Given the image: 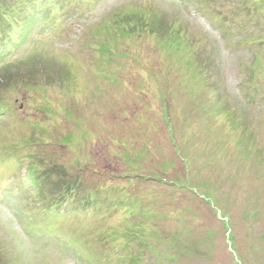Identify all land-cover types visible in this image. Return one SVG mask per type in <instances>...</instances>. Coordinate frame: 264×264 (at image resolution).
Masks as SVG:
<instances>
[{"label":"rangeland","instance_id":"rangeland-1","mask_svg":"<svg viewBox=\"0 0 264 264\" xmlns=\"http://www.w3.org/2000/svg\"><path fill=\"white\" fill-rule=\"evenodd\" d=\"M40 4L0 25V264H264V0Z\"/></svg>","mask_w":264,"mask_h":264},{"label":"trees","instance_id":"trees-1","mask_svg":"<svg viewBox=\"0 0 264 264\" xmlns=\"http://www.w3.org/2000/svg\"><path fill=\"white\" fill-rule=\"evenodd\" d=\"M41 1H44V0H12L11 2L7 0V3H5L4 0L2 1L0 0V25L4 29L9 30L12 25L11 23L13 19V14L20 16L19 14L21 11L29 10L33 8H39V6L41 5L40 4ZM49 1H53V0H48V2ZM55 12L56 10L54 11V15L52 18L56 17ZM31 23H32V20L27 19L24 25L28 26ZM47 23H48V26H50L49 20H47L46 24ZM16 24L18 27V32L21 31L22 25H20L19 27L17 22ZM1 38L3 37L0 36V39ZM25 40H26L25 38H22V42H24ZM30 51H32V49H30ZM7 65H11V63H6L4 65L5 67L4 66L2 67H4V69L8 68ZM9 69H12V68H9ZM56 171L62 172V170L58 168L51 167L50 170H48V174H47L50 176V181H52L50 183L51 194L53 191L52 202L50 203L51 209L57 210L54 212H58L59 216L66 215L65 212H67L68 214H70L69 212H71V214L76 213L78 215H80V213L85 214L86 212H88L89 214L95 213L97 215L99 213V208H98V205L95 204V200L92 197L81 196L78 200L74 197L75 203L70 204V199L73 197V195L77 194L80 184L75 181L70 182L65 177L64 179L62 177H59V179H56L55 181H53V179L51 178L52 176L51 174L53 173L56 176ZM92 202L95 204V206L91 204ZM89 207H93L95 209L92 211H87L86 209Z\"/></svg>","mask_w":264,"mask_h":264}]
</instances>
